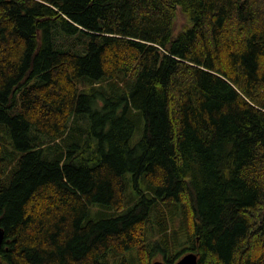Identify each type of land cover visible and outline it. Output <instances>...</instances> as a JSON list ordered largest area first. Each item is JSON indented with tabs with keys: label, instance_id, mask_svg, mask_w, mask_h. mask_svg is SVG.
<instances>
[{
	"label": "trees",
	"instance_id": "16d2710c",
	"mask_svg": "<svg viewBox=\"0 0 264 264\" xmlns=\"http://www.w3.org/2000/svg\"><path fill=\"white\" fill-rule=\"evenodd\" d=\"M0 220V264H264V0H0Z\"/></svg>",
	"mask_w": 264,
	"mask_h": 264
},
{
	"label": "rangeland",
	"instance_id": "374dc122",
	"mask_svg": "<svg viewBox=\"0 0 264 264\" xmlns=\"http://www.w3.org/2000/svg\"><path fill=\"white\" fill-rule=\"evenodd\" d=\"M189 24H190V20H189L188 16L181 9H178L177 15L175 18V27H174L173 35L177 36L179 34V32L182 31L187 26H189ZM176 224H177V227L180 226L179 219L176 220ZM174 253H177V250H175ZM169 254H170V252H169ZM163 257H164V254H163L162 250H158L154 254V260H163Z\"/></svg>",
	"mask_w": 264,
	"mask_h": 264
},
{
	"label": "water",
	"instance_id": "95a60500",
	"mask_svg": "<svg viewBox=\"0 0 264 264\" xmlns=\"http://www.w3.org/2000/svg\"><path fill=\"white\" fill-rule=\"evenodd\" d=\"M6 238V230L1 224L0 220V248L3 246ZM152 264H168L163 260H156ZM174 264H199L198 254L195 252H188L184 254L179 260H177Z\"/></svg>",
	"mask_w": 264,
	"mask_h": 264
}]
</instances>
